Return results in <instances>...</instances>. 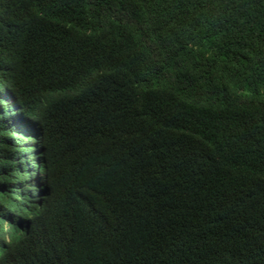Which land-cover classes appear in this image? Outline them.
<instances>
[{
	"label": "trees",
	"instance_id": "1",
	"mask_svg": "<svg viewBox=\"0 0 264 264\" xmlns=\"http://www.w3.org/2000/svg\"><path fill=\"white\" fill-rule=\"evenodd\" d=\"M26 119L49 200L0 264H264V0H0V207Z\"/></svg>",
	"mask_w": 264,
	"mask_h": 264
},
{
	"label": "clouds",
	"instance_id": "2",
	"mask_svg": "<svg viewBox=\"0 0 264 264\" xmlns=\"http://www.w3.org/2000/svg\"><path fill=\"white\" fill-rule=\"evenodd\" d=\"M7 127L14 142L9 147V157L17 167L15 187L27 193H17L0 207V261L28 237L49 200L43 192L47 174L39 125L26 119L23 125L16 123Z\"/></svg>",
	"mask_w": 264,
	"mask_h": 264
}]
</instances>
